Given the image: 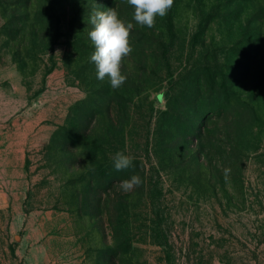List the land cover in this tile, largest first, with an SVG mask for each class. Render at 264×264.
<instances>
[{
  "label": "rangeland",
  "instance_id": "1",
  "mask_svg": "<svg viewBox=\"0 0 264 264\" xmlns=\"http://www.w3.org/2000/svg\"><path fill=\"white\" fill-rule=\"evenodd\" d=\"M108 8L134 25L118 89L90 60ZM133 15L0 0V264H264V0Z\"/></svg>",
  "mask_w": 264,
  "mask_h": 264
},
{
  "label": "clouds",
  "instance_id": "2",
  "mask_svg": "<svg viewBox=\"0 0 264 264\" xmlns=\"http://www.w3.org/2000/svg\"><path fill=\"white\" fill-rule=\"evenodd\" d=\"M127 3L134 8L133 19L136 24L153 28L157 16H166L174 0H127ZM90 21L93 28L88 35L95 47L90 60L95 64L96 78L103 81L107 77L111 88L118 89L127 79L121 69L125 57L133 51L129 37L134 25L120 19L114 8H108L107 11L94 10ZM112 159L117 171L132 166L133 158L123 152H117ZM141 183L140 177L133 175L121 181L120 188L130 192Z\"/></svg>",
  "mask_w": 264,
  "mask_h": 264
}]
</instances>
